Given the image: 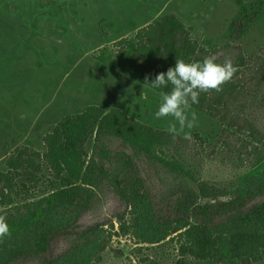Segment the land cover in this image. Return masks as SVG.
Listing matches in <instances>:
<instances>
[{
  "label": "rangeland",
  "instance_id": "obj_1",
  "mask_svg": "<svg viewBox=\"0 0 264 264\" xmlns=\"http://www.w3.org/2000/svg\"><path fill=\"white\" fill-rule=\"evenodd\" d=\"M243 15L244 33L237 39L231 25ZM171 20L188 30L198 48L241 47L248 75L263 66L264 0H0V169L21 147L42 151L52 126L92 105L169 132L174 120L155 118L160 92L145 77L149 82L155 71L175 65L166 60ZM191 112L195 126L181 131L177 123V135L205 139L203 160L195 167L201 181L229 189L264 184L263 146L236 132L223 134L217 120ZM106 198L102 213L110 220L124 208L114 194ZM142 205L85 239L80 264H205L183 253L186 236L158 224ZM44 229L17 239L32 244Z\"/></svg>",
  "mask_w": 264,
  "mask_h": 264
},
{
  "label": "trees",
  "instance_id": "obj_2",
  "mask_svg": "<svg viewBox=\"0 0 264 264\" xmlns=\"http://www.w3.org/2000/svg\"><path fill=\"white\" fill-rule=\"evenodd\" d=\"M244 21L245 15L232 22L237 39ZM167 30L171 44L166 60L194 62L215 55L219 63L233 61L238 71L223 90L201 93L191 107L221 123L223 134L236 132L264 147V51L259 72L248 75L241 47L208 51L191 42L188 30L175 21ZM166 71H155L149 83ZM205 143L199 134L173 139L170 132L118 109L107 112L92 105L65 117L44 136L42 151L21 147L0 169V215L14 234L13 241L6 237L0 242V264H80L78 251L86 257L81 248L85 239L112 217L122 220L130 207L142 204L158 224L186 236L183 253L196 262L264 263V184L229 189L201 181L195 167L203 160ZM109 193L124 211L107 220L102 209ZM40 227L45 229L34 243L17 239ZM177 264L187 262L179 259Z\"/></svg>",
  "mask_w": 264,
  "mask_h": 264
},
{
  "label": "clouds",
  "instance_id": "obj_3",
  "mask_svg": "<svg viewBox=\"0 0 264 264\" xmlns=\"http://www.w3.org/2000/svg\"><path fill=\"white\" fill-rule=\"evenodd\" d=\"M237 71L238 68L230 58H225L222 63L217 62L215 55H207L202 61L194 62L176 58L173 67H169L166 72H159L150 83L148 77H145V84L153 89L171 85L170 91L160 93L155 118H173L174 122L170 125L169 132L175 139L177 123L181 131L185 127L190 129L195 126L196 113L191 112L189 115V109L192 104L199 103L200 94L221 92L223 86L232 80ZM10 235L11 229L6 218L0 215V242Z\"/></svg>",
  "mask_w": 264,
  "mask_h": 264
}]
</instances>
